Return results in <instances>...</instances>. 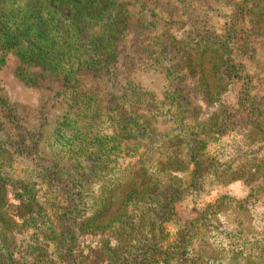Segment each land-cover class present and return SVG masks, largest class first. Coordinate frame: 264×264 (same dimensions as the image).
<instances>
[{"label":"rangeland","instance_id":"1","mask_svg":"<svg viewBox=\"0 0 264 264\" xmlns=\"http://www.w3.org/2000/svg\"><path fill=\"white\" fill-rule=\"evenodd\" d=\"M253 1H113L127 14L95 29L99 35L113 22L122 32L113 30L106 51L117 71L93 78L84 68L75 78L107 98L120 94L116 78L145 92L152 105L137 115L147 129L131 117L127 146L91 158L86 149L70 154L61 174L45 181L28 156L36 139L47 152L38 161L43 170L71 146L92 145L83 142V117L66 115L70 76L65 84L62 74L33 64L36 84L22 82L36 101L7 91V63L17 58L0 19V172L7 177L0 178V264H112L110 247L187 259L171 264L256 262L264 243V3L250 7ZM70 14L61 9L54 25ZM181 112L191 146L208 141L195 155L182 149L168 161L173 142L161 135L178 125L169 114ZM107 125L101 129L113 133ZM34 183L41 203L23 204L24 187Z\"/></svg>","mask_w":264,"mask_h":264},{"label":"trees","instance_id":"2","mask_svg":"<svg viewBox=\"0 0 264 264\" xmlns=\"http://www.w3.org/2000/svg\"><path fill=\"white\" fill-rule=\"evenodd\" d=\"M113 1L115 2V0H0V19L5 21L6 24L8 23V29L13 33L11 36L13 42L9 40L12 43L9 50L17 58L16 77L23 81L26 86H34L36 78L31 71V66H29H33V64L42 67L48 73L55 71L54 74L56 75L62 74L61 78L64 83L69 82L70 76L72 79L71 84H69L71 85L70 94L67 90L66 95V90L63 89L66 95L64 98L68 101L66 106L69 108L66 115L76 114L78 117L80 115L83 117L86 130L83 142L92 145L87 148L84 144H79L75 149L71 146L69 151L66 152L68 155H64L59 161L53 162L51 169L44 167V170L39 168L41 163H38V161L41 160L39 157L45 158L47 152L40 144V139L35 140L34 144L36 146L34 144L24 145L28 149L35 146L32 148V152L28 153V156L35 162L32 163L33 167L38 171V177L43 181L60 175L62 171L60 167H64L61 166L63 159L68 158L67 156H70V154L74 158L75 155H80L86 149L89 152L88 158H91L100 156L105 152L110 153L109 150H120L121 146H127V143L122 144V139L125 138L122 134H124L125 128L130 125L129 120L137 115L140 110L152 105L151 98L147 97V94L143 91L137 92L128 80L121 82L119 78H116L115 89L118 93L120 91V94H115L113 97L108 96L107 98L103 97L102 94L99 95L96 89L83 86L80 79L75 78L84 68L93 78H97L102 74L114 76L117 71L115 67L113 70V66L106 59V51L112 43L113 30L117 29L118 26L113 25V22L105 24L104 29L106 31L100 32L99 35H97L99 30L95 29V25L99 22L118 20L122 18V15L127 14V12L114 8ZM261 2L262 0L253 1L250 3V7H260ZM262 7L264 9V6ZM61 9H67V12L71 14L68 17L60 18L61 23L54 25ZM142 12L148 14V9ZM260 17L264 18L262 12ZM256 22L259 23L260 19ZM66 23L72 27H69ZM52 27L54 30H52ZM115 31L122 34L121 31ZM6 50L9 51L7 48ZM186 117L182 112L178 114L171 113L168 116V122L178 124L176 129L167 130L161 135L165 139H169L168 141L173 142V146L167 147L168 151L164 153L168 161L172 160L182 149H185L191 155H195L194 150L201 149L202 146L204 148V143L208 141V137L200 138L194 142L195 146H191V138L194 135L186 128L187 123L184 121ZM137 118L140 123L132 120L131 124L138 125L143 133L147 129L143 127L145 122L140 114L137 115ZM105 124H108L106 128L112 129L113 133L101 129V126ZM126 132L131 134L130 129ZM178 139L180 145L176 146L174 141H178ZM1 151H5L3 146H0V153H2ZM80 166L78 164L77 168L83 169ZM1 174L3 173L0 172V178L3 181L7 180V177L1 176ZM36 184L24 187L26 193L24 195L28 197V200L24 197L23 204L38 205L41 203L37 196L38 188ZM75 202L80 206L84 205L79 199ZM238 233L244 234L242 230ZM245 233L246 235L249 234L247 231ZM258 246L257 252L259 254L255 257L256 262L254 264H264V243ZM107 250L113 257L112 264H171L175 257L176 259L184 257V254L169 256L167 253L160 256V253L157 254L158 250L151 253L152 250L148 248L143 253L137 251L135 253L127 252L124 249L119 251L112 247L107 248ZM248 255V257H251V254ZM154 256H157V258ZM182 260V262L187 261L186 258Z\"/></svg>","mask_w":264,"mask_h":264},{"label":"crops","instance_id":"3","mask_svg":"<svg viewBox=\"0 0 264 264\" xmlns=\"http://www.w3.org/2000/svg\"><path fill=\"white\" fill-rule=\"evenodd\" d=\"M18 66V62L17 61H12L7 63V76L9 77V79L7 80V87L10 93H12L14 96H17L19 98V100L22 101H29L34 103V101H36V97H37V92L36 90H32L29 88H26L23 84L22 81H20L19 79H17L15 77V70Z\"/></svg>","mask_w":264,"mask_h":264}]
</instances>
